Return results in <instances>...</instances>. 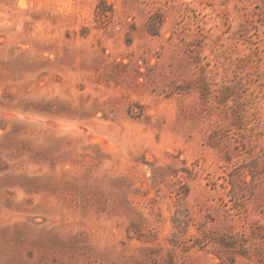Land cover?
Returning <instances> with one entry per match:
<instances>
[{"label": "rangeland", "instance_id": "1", "mask_svg": "<svg viewBox=\"0 0 264 264\" xmlns=\"http://www.w3.org/2000/svg\"><path fill=\"white\" fill-rule=\"evenodd\" d=\"M0 264H264V0H0Z\"/></svg>", "mask_w": 264, "mask_h": 264}]
</instances>
